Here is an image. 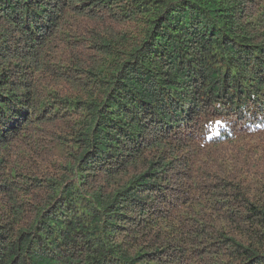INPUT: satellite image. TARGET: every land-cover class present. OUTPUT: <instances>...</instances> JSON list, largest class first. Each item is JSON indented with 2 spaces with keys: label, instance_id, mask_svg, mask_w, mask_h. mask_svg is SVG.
<instances>
[{
  "label": "trees",
  "instance_id": "trees-1",
  "mask_svg": "<svg viewBox=\"0 0 264 264\" xmlns=\"http://www.w3.org/2000/svg\"><path fill=\"white\" fill-rule=\"evenodd\" d=\"M0 264H264V0H0Z\"/></svg>",
  "mask_w": 264,
  "mask_h": 264
}]
</instances>
